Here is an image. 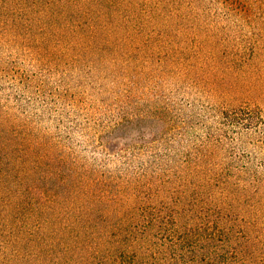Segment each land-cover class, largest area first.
I'll return each instance as SVG.
<instances>
[{"label": "trees", "instance_id": "1", "mask_svg": "<svg viewBox=\"0 0 264 264\" xmlns=\"http://www.w3.org/2000/svg\"><path fill=\"white\" fill-rule=\"evenodd\" d=\"M229 1L0 0V45L8 47L0 53V264H236L215 208L195 202L213 187L246 200V261L264 264V163L250 152L235 172L230 157L211 156L225 138L262 135L263 113L207 106L178 81L166 92L151 85V74L184 54L178 17L202 3L231 10ZM234 1L249 10L248 0ZM57 47L74 51L88 83L110 78L119 102L94 120L75 100L66 102L71 110L53 109L41 65ZM80 118L104 132L98 141Z\"/></svg>", "mask_w": 264, "mask_h": 264}, {"label": "rangeland", "instance_id": "2", "mask_svg": "<svg viewBox=\"0 0 264 264\" xmlns=\"http://www.w3.org/2000/svg\"><path fill=\"white\" fill-rule=\"evenodd\" d=\"M229 3L231 10L226 11L222 4L216 3L210 11H205L204 7L208 4L202 3L201 9L197 10L193 16L178 17V25H174V27L181 29L180 36L184 54L175 59L178 60L175 67L169 68V70L163 69L156 75L151 74L150 76H153L151 85L161 82L162 86L158 85L160 87L158 90L166 92L178 81L177 85L183 92H187L190 97L198 98L201 103L207 106L215 104L231 108L249 106L259 108L264 115V6L261 5L255 10L248 0L249 10L245 12L242 9L243 4L234 0ZM2 32L0 30V34ZM13 47L16 48V45ZM6 48L8 47L0 45V53L7 54ZM56 51L57 56L54 53L55 50L52 54L43 55L44 60L41 65L48 70L45 92H49L48 96L51 95V98L54 97L58 100L56 108L54 105L53 109L61 111L66 108L64 105L66 102L75 100L77 108H82L84 113L89 107L88 116L94 120L93 118H97L95 113L99 112V115L100 112H104L105 107L110 108L112 104L119 102V96L112 91L114 84L110 78L100 76L98 83H88L87 78L77 75L79 71L75 70V65H78L81 60L78 62L72 60L74 51L65 52L62 47H57ZM146 82L149 81H144L140 90L145 89ZM48 101L50 100L48 99ZM67 109L71 110L69 106ZM62 111L65 112V109ZM76 115H83V113L77 111L71 116ZM101 120L106 122L104 118H99L98 122ZM205 120L202 118L201 123L203 124ZM78 122L86 125L85 131L95 141H98L104 133L89 119L87 123L83 118H80ZM201 127L205 129L204 125ZM205 130L207 131V129ZM53 133L56 134L54 129ZM198 135H204L203 129H199ZM214 138H216V134ZM74 139L78 141L82 140V137L74 136ZM225 140L222 146H219L211 155L212 160L216 163L227 155V158L230 157V160L234 162L230 168L233 165L237 166L232 169L236 172L238 168H240L239 170L244 168V159H247V154L250 152L256 155L254 157L257 163H264V133L246 136L240 142L233 141L232 137L225 138ZM116 143L113 142V144ZM255 144L258 146L256 149ZM85 153L90 156L85 157L91 160L92 154ZM230 168L229 170H231ZM161 194L170 195L167 192L155 193L159 199H161ZM149 196L152 197L153 194H147L146 198ZM262 198L264 200V197ZM208 199L212 201V205ZM255 199L258 202V198ZM245 201L237 202L230 190L223 191L217 187H213L209 191H200L195 201L201 207L215 208V223L224 229L222 236L225 242L229 240L227 252L229 255L231 253L236 255V264H245L246 254L250 251L246 244L245 233H243L247 230L246 219H249ZM250 203V205H255L256 201H250ZM219 204L222 206H215ZM256 209L257 207H255ZM259 218L264 222V216ZM136 236L142 238L141 233ZM155 237L156 239L161 238V236ZM155 237L150 238L156 240ZM108 238L110 241L117 239L110 235ZM214 242L219 243V240H214ZM261 246L260 243L259 247ZM258 254L259 250H256L251 253V256L255 257ZM255 262L253 261L252 264ZM246 264H251V261L248 259Z\"/></svg>", "mask_w": 264, "mask_h": 264}]
</instances>
